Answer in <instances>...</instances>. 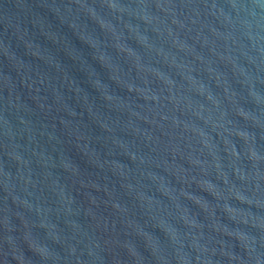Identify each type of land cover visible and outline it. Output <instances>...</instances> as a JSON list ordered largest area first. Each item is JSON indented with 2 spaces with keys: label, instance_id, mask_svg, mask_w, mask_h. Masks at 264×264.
<instances>
[{
  "label": "water",
  "instance_id": "water-1",
  "mask_svg": "<svg viewBox=\"0 0 264 264\" xmlns=\"http://www.w3.org/2000/svg\"><path fill=\"white\" fill-rule=\"evenodd\" d=\"M0 264H264V0H0Z\"/></svg>",
  "mask_w": 264,
  "mask_h": 264
}]
</instances>
